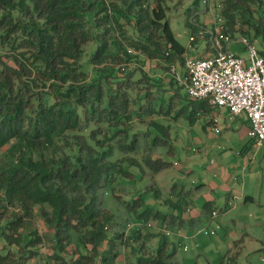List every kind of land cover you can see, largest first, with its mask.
Returning <instances> with one entry per match:
<instances>
[{
    "label": "trees",
    "instance_id": "trees-1",
    "mask_svg": "<svg viewBox=\"0 0 264 264\" xmlns=\"http://www.w3.org/2000/svg\"><path fill=\"white\" fill-rule=\"evenodd\" d=\"M170 8L169 0H0V264H116L120 245L134 264H180L168 235L184 234L191 192L182 205L177 184L164 195L155 175L173 166L172 125L215 110L177 78L144 68L185 65ZM218 11L223 33L234 37L242 26L264 37V0H220ZM90 42L87 71L81 58ZM117 180L135 185L129 198L116 193ZM37 208L50 236L25 230ZM216 210L205 201L194 231ZM121 212L134 222L112 233ZM155 220L160 233L148 228ZM239 253L218 264H237Z\"/></svg>",
    "mask_w": 264,
    "mask_h": 264
},
{
    "label": "rangeland",
    "instance_id": "rangeland-1",
    "mask_svg": "<svg viewBox=\"0 0 264 264\" xmlns=\"http://www.w3.org/2000/svg\"><path fill=\"white\" fill-rule=\"evenodd\" d=\"M195 1L197 0H169L171 7L168 12L169 24L178 41L187 48V56L202 53L207 44V40L203 36H198L194 42H190V36L196 35L191 31L192 24L196 22L198 27H214L216 26L214 21L220 16L218 15L220 0ZM222 22H224L223 18ZM243 30L244 28L240 26L239 30L235 31L234 37L229 41L228 49L235 55L245 57L247 55L245 47L239 41L243 35L254 41L256 47L264 52L263 34L256 36L252 28H250L249 34ZM94 46L95 43L90 42L85 47L81 58L84 70H90L89 57ZM0 52H4V50L0 49ZM174 66L175 73L172 70L164 71L152 61H146L144 68L151 74L175 78L186 70L185 65L175 64ZM218 111H214L213 115L197 116L193 123L182 118L174 126L172 125V141L176 147V155L171 158L173 166L155 175L164 195L170 191L174 184H177V190L173 196L175 200L181 197L182 205L188 200L191 192V207L194 206L192 210L200 208L205 199L209 196L212 197L217 215L211 218L204 228L213 229L215 233L211 235L202 231L187 230L189 224L186 223L183 230L190 231L189 234L177 235L171 231L168 238L175 243L177 258L181 264H218L220 258L230 250H240L237 264H264V224L259 227H255L253 224V220L258 218L256 214L262 213L264 217V210L258 211L259 207L256 204L246 203L244 196H247V193L245 195L241 193L243 185L241 171H235L237 169L235 165H249V156L239 155L243 145L242 133L238 129L240 124L236 117L226 119ZM212 118L215 122L208 123ZM223 167H225L224 171ZM254 179L258 178L252 177L251 183L248 184L250 189ZM151 181V179L145 180L146 183H151ZM114 185L117 189L116 193L122 194L124 199L129 198L130 193L136 189L130 181L117 180ZM222 185L231 187L230 191H227L229 189L227 186L225 189ZM182 187L187 192H181ZM109 204L113 208H119L121 205L119 201L115 202V199L112 198L109 200ZM152 207L163 214L172 212L170 208L156 202L152 204ZM187 211L183 212L187 213ZM121 213L118 220L111 225L112 233L125 230L127 223L133 221L126 217V213ZM152 222L151 226L148 225L149 229L157 233L163 231L160 221ZM34 228L38 229L40 233L50 236V230L46 227L38 208L35 218L26 225L25 230L30 231ZM158 239L157 236L148 238L149 248H155ZM240 239L242 240L238 242V245H235L234 243ZM50 244V241L44 243L45 255L51 252ZM185 246L187 248L184 250ZM120 249V259L124 264H134L133 256L127 246L120 245ZM34 262L30 261L29 264H34Z\"/></svg>",
    "mask_w": 264,
    "mask_h": 264
},
{
    "label": "built area",
    "instance_id": "built-area-1",
    "mask_svg": "<svg viewBox=\"0 0 264 264\" xmlns=\"http://www.w3.org/2000/svg\"><path fill=\"white\" fill-rule=\"evenodd\" d=\"M214 23V27L198 25L196 35L190 36V42L198 36L205 37L210 54L205 58L187 56L186 74H178L177 80L189 97L208 99L215 111L226 109L231 116L244 115L248 121L247 136L264 149V56L254 41L243 35L239 41L247 55H235L228 49L233 37L218 26L222 18L217 17ZM171 70L175 73V67ZM216 215L217 210L212 212V218ZM204 227L197 232L215 233Z\"/></svg>",
    "mask_w": 264,
    "mask_h": 264
},
{
    "label": "crops",
    "instance_id": "crops-1",
    "mask_svg": "<svg viewBox=\"0 0 264 264\" xmlns=\"http://www.w3.org/2000/svg\"><path fill=\"white\" fill-rule=\"evenodd\" d=\"M259 52L264 56V52H262L261 50H259ZM209 54H210L209 53V46L207 47V44H206V49H204V51L202 53H196L195 55L191 54V56L198 57V58H205ZM218 112L221 116L225 117L226 119H228V118L232 119L233 117H236L237 121L240 124L238 126V129L242 133L243 145L241 146V149L239 151V155H241L242 157L249 156L248 157L249 165H235L237 167V169L235 171H241V176H242L241 181L243 183V185L241 187V193H243L244 195L247 193V196L252 197V199H250V198L245 199V197H247L245 195L244 199L246 200V203L247 202L254 203L259 207L258 211L259 210L263 211L264 210V149L262 146L258 145L254 140H251L247 136L248 121L246 120L244 115L231 117L226 109H221ZM213 122H215V120H213ZM223 168L224 169H222V170L224 171L225 167H223ZM252 177H257L258 179H254V181L252 182V187L250 189L248 184L251 183ZM223 186L224 185H222V187ZM226 186H224L225 189H227ZM230 188L227 190L228 192L230 191ZM248 193H250V194H248ZM208 200L212 201L215 205L214 199L212 197L209 196L207 199H205V201H208ZM227 200H228V197H227ZM191 205L187 208L188 209V211L186 210L187 213H185V212L181 213V215H182L181 217L185 220V222L187 224H188L189 220L192 218L196 220L195 223L187 229L190 231H194L195 230L194 227L196 224H198L197 221L201 216V207L198 209L192 210L194 208V206L191 207ZM256 217H258V218H255V220H253V224L255 227H259L261 224H264V217H263L262 213L256 214ZM190 231L184 232L183 235L189 234ZM197 247H198V245H197ZM116 264H124V262L120 259V255L116 259ZM180 264H181V262H180Z\"/></svg>",
    "mask_w": 264,
    "mask_h": 264
}]
</instances>
